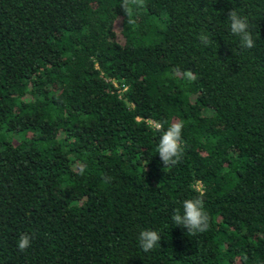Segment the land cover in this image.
Wrapping results in <instances>:
<instances>
[{
	"label": "trees",
	"instance_id": "obj_1",
	"mask_svg": "<svg viewBox=\"0 0 264 264\" xmlns=\"http://www.w3.org/2000/svg\"><path fill=\"white\" fill-rule=\"evenodd\" d=\"M121 3L0 0V264H264V0ZM154 121L184 124L175 166Z\"/></svg>",
	"mask_w": 264,
	"mask_h": 264
},
{
	"label": "clouds",
	"instance_id": "obj_2",
	"mask_svg": "<svg viewBox=\"0 0 264 264\" xmlns=\"http://www.w3.org/2000/svg\"><path fill=\"white\" fill-rule=\"evenodd\" d=\"M142 4V0H122L120 8L122 11L128 12L132 6H139ZM227 19L230 24V31L234 36L239 37V43L241 48L251 49L253 48L254 41L250 34L249 22L246 16L240 15L237 10L230 9L227 13ZM198 39L205 46L211 44L213 41L210 39L208 33L201 32L198 35ZM187 77L190 80H195L197 77L191 71L187 72ZM184 124L182 121H175L169 124L167 129H164V123L154 121L152 129L156 132H160L161 136L157 145V153L162 161L164 168L175 166L180 163L183 156L184 148L182 145V129ZM83 173V169H81ZM110 178H105L107 181ZM202 193L195 199H185L182 202L183 212L176 210L172 215V220L176 226H180L187 230V233L195 235L197 233L205 232L209 229V215L204 208V202L202 199ZM32 237L28 234H21L17 247L20 251H24L30 246ZM160 235L155 230H141L138 235V241L141 249L144 252L152 250L159 241Z\"/></svg>",
	"mask_w": 264,
	"mask_h": 264
},
{
	"label": "built area",
	"instance_id": "obj_3",
	"mask_svg": "<svg viewBox=\"0 0 264 264\" xmlns=\"http://www.w3.org/2000/svg\"><path fill=\"white\" fill-rule=\"evenodd\" d=\"M151 123V122H150ZM152 124V123H151Z\"/></svg>",
	"mask_w": 264,
	"mask_h": 264
}]
</instances>
